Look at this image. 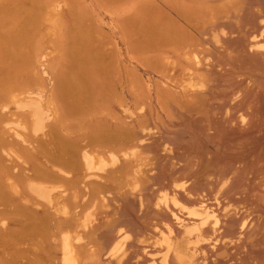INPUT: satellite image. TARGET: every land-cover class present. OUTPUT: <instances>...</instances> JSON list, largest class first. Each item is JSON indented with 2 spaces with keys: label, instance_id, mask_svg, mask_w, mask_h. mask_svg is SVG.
I'll list each match as a JSON object with an SVG mask.
<instances>
[{
  "label": "rangeland",
  "instance_id": "374dc122",
  "mask_svg": "<svg viewBox=\"0 0 264 264\" xmlns=\"http://www.w3.org/2000/svg\"><path fill=\"white\" fill-rule=\"evenodd\" d=\"M167 254L264 264V0H0V264Z\"/></svg>",
  "mask_w": 264,
  "mask_h": 264
},
{
  "label": "bare ground",
  "instance_id": "6f19581e",
  "mask_svg": "<svg viewBox=\"0 0 264 264\" xmlns=\"http://www.w3.org/2000/svg\"><path fill=\"white\" fill-rule=\"evenodd\" d=\"M90 163V162H89ZM91 164V163H90ZM91 167V166H90ZM93 168V167H92ZM166 196H168L167 194H165ZM173 196V195H172ZM166 198V197H165ZM167 200V199H166ZM172 200L177 204V205H181L182 203H181V201L177 198V197H175V196H173L172 197ZM201 207L202 206H200L199 208L198 207H191L190 208V210L192 211L191 213H197V214H200V215H204V214H207V215H209L210 214V212L211 211H209V209H204L203 207V209L204 210H206V212H203L202 210H201ZM170 209V208H169ZM202 211V212H201ZM173 212V215L177 218V219H179V220H181V217L176 213V212H174V211H172ZM215 213V212H214ZM212 214V213H211ZM193 215V214H192ZM207 215H205V216H203V217H201V218H203V221H206L205 223H202V222H200L202 219L200 218V217H198L199 219H200V223H202V224H204L205 225V228H206V225H207V221H208V225H209V219L208 218H210L211 217V215H210V217H208V218H206V216ZM213 215V214H212ZM215 215H213L212 217H214ZM194 218V217H193ZM197 218V216L195 217V219ZM207 220H206V219ZM218 223V221L216 222V224ZM202 224H199V223H197L196 225H191V226H193L192 228L194 229V230H201L202 229ZM214 224H215V222H214ZM204 225H203V227H204ZM211 225V224H210ZM245 225H246V222H245ZM245 225H243V228H245ZM212 226H213V224H212ZM190 225H185V227H184V231H189L190 230ZM200 227H201V229H200ZM215 228V227H214ZM217 228V227H216ZM192 230V229H191ZM215 230V229H214ZM170 231H172V228H170ZM202 231V230H201ZM193 233H195L194 231H192ZM197 232V231H196ZM189 233V232H188ZM197 233H199V232H197ZM187 234V233H186ZM189 235H190V233H189ZM191 235H192V233H191ZM187 236V235H186ZM185 236V234L183 235V238L182 239H180L178 242H173V241H167L168 243H169V245L170 246H172V245H176L177 247L179 246H183L184 247V244L185 243H187L188 244V242H192V241H188V239H187V237ZM189 238V237H188ZM66 241H65V245H66V250H65V252H67V250L69 251V252H72V247H71V245H70V243L68 242V239L66 238L65 239ZM200 241V240H199ZM199 241H198V243H199ZM195 242H197V241H195ZM223 243V242H222ZM183 244V245H182ZM189 244H191V243H189ZM195 244V243H194ZM197 244V243H196ZM195 244V245H196ZM181 248V247H180ZM177 249V248H176ZM178 252H179V250L178 251H176V253L178 254ZM181 253V252H180ZM196 253V252H195ZM66 254V253H65ZM68 254H70V253H68ZM182 254V253H181ZM180 255V254H179ZM178 255V256H179ZM71 256V255H70ZM176 256V255H175ZM68 258H69V256H68ZM68 258H66L68 261H69V259ZM187 258V257H186ZM71 259H72V257H71ZM183 260H185V259H183ZM180 261H182V260H180ZM119 262H121V261H119ZM163 262H164V264H170L169 263V256H168V254L166 255V256H164V259H163ZM154 263V262H153ZM189 264V263H188Z\"/></svg>",
  "mask_w": 264,
  "mask_h": 264
}]
</instances>
